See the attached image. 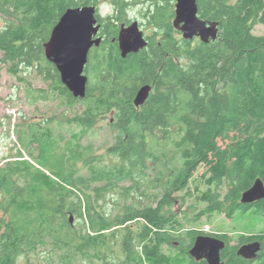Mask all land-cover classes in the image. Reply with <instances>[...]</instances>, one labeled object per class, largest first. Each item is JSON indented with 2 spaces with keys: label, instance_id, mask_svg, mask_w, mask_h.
<instances>
[{
  "label": "trees",
  "instance_id": "trees-1",
  "mask_svg": "<svg viewBox=\"0 0 264 264\" xmlns=\"http://www.w3.org/2000/svg\"><path fill=\"white\" fill-rule=\"evenodd\" d=\"M93 3L0 0L6 22L0 52L9 72L39 70L51 80L53 95L40 89L34 101L61 94L68 107H84L69 122L88 128L110 115L115 137L106 155L79 144L87 172L71 169L73 184L61 187H50L52 179L46 187L48 177L35 176L37 187H22L25 198L16 207L9 192H23L6 176L22 166L1 172L0 186L14 209L0 218V264H19L38 251L44 264H172L164 246L179 241L190 256L201 234L226 241L223 264H264V231L241 234L233 245L227 232L193 226L214 213L231 218L258 208L264 214V199L242 202L257 178L264 181V34L254 33L264 25V0H198L200 18L219 23L218 38L208 43L186 40L179 30L177 45L169 38L163 47L126 57L103 43L90 51L85 66L86 95L74 97L46 58L45 43L67 9ZM148 83L153 89L138 107L135 97ZM112 195H118V208L109 212L103 207ZM189 199L195 200L191 213L179 211ZM255 240L262 243L255 259L239 253ZM191 258L192 264H208Z\"/></svg>",
  "mask_w": 264,
  "mask_h": 264
},
{
  "label": "rangeland",
  "instance_id": "rangeland-1",
  "mask_svg": "<svg viewBox=\"0 0 264 264\" xmlns=\"http://www.w3.org/2000/svg\"><path fill=\"white\" fill-rule=\"evenodd\" d=\"M5 24V18L0 17V29ZM254 33L264 34V25H256ZM3 55L0 52V114L4 115L11 109L9 105H14V131L12 125L8 126L11 131L10 135H12L11 140L8 144L1 143L0 145L8 147L9 143H12L11 149L14 154L11 155L7 148L3 150L0 148V175L3 176L1 172L11 167V164L21 163L22 168L19 173L17 172L18 174L14 172L13 176L11 174L6 176L8 182H14L11 187H17L18 191L23 192V195L17 194L14 189L9 192L14 194L16 207L25 198L26 191H23L22 187L27 190L29 187H37L33 183L35 176L46 175L48 177L46 187L51 185L50 179L54 184L50 187H61V185L73 184L68 178L71 169L74 170V174L84 175L87 171L84 168L83 157L77 151L79 144L83 147L93 146L95 156L106 155L108 148L115 142V137L111 129L110 115L98 118L94 125L88 128L69 122V119L84 109L83 105L78 104L74 109L70 108L61 99V94L58 97H43L34 101V97L35 95L38 97L40 89L47 90L50 96L53 95L50 90L51 80L44 78L43 74L35 69L29 72L21 70L18 75H10V64L2 61ZM19 75L23 79H20ZM29 88L34 91H30ZM11 94L14 96V101H7ZM39 119H54V122L50 124L51 135L46 133L47 129L45 128L39 130V133L36 128H30V122ZM7 158L10 159L7 160ZM25 165H28L29 169ZM203 170L201 169V172ZM0 181L2 182V180ZM6 187H10V183ZM48 192L49 190L46 189V192L43 193L48 194ZM8 195L4 187L0 186V218L9 216V207L14 209V204L12 207L6 199ZM136 197L138 198V195ZM117 198L118 195L108 197V205L103 209L109 212L115 211L118 208ZM140 198L142 201H146L144 197ZM194 201V199H189L186 205H178L179 211L185 209L191 213L190 206ZM73 222L78 223V220L73 218ZM193 226L205 232H227L232 237L231 244L236 245L239 243L241 234L264 231V214L258 208L247 212H238L231 218L223 213H214L210 218L207 215L202 217L200 222ZM174 245L164 246V251L172 258V264H192V258L181 250L179 241H175ZM40 253L42 254V251L32 254L29 260L22 257L19 264H44Z\"/></svg>",
  "mask_w": 264,
  "mask_h": 264
},
{
  "label": "water",
  "instance_id": "water-1",
  "mask_svg": "<svg viewBox=\"0 0 264 264\" xmlns=\"http://www.w3.org/2000/svg\"><path fill=\"white\" fill-rule=\"evenodd\" d=\"M175 25L182 32L184 39L200 38L205 43L216 40L219 35V23L200 18L198 0H177ZM94 6L71 7L62 15L53 27L49 40L45 43L46 58L58 69L62 83L74 95L83 98L86 95L88 76L85 66L94 45L99 46L101 39H93L99 27L96 26ZM148 42L135 26L123 30L120 35V49L126 57L132 52H139ZM152 86H141L135 105L141 106L148 99ZM264 199V181L257 178L254 185L242 195L243 203H254ZM73 223V216H71ZM227 243L217 236L201 234L197 236L189 254L196 260L205 259L208 264H223L222 250ZM262 250L258 240L240 247L239 253L248 259H255Z\"/></svg>",
  "mask_w": 264,
  "mask_h": 264
},
{
  "label": "flooded vegetation",
  "instance_id": "flooded-vegetation-1",
  "mask_svg": "<svg viewBox=\"0 0 264 264\" xmlns=\"http://www.w3.org/2000/svg\"><path fill=\"white\" fill-rule=\"evenodd\" d=\"M176 5L177 0H94L91 6L96 8V26L99 27V30L93 39H101V43L99 46L94 45L92 49L101 48L103 43H107L109 47L117 46L120 49L121 32L132 26H135V28L143 33L148 42L146 47H163L169 38H171L170 44L172 46L177 45L179 29L174 22L176 18ZM196 39L200 38L197 37ZM136 53L138 52H132L128 55ZM9 74L14 75V73ZM150 85L152 86V84ZM8 100L14 101V96L11 94L10 99L7 98ZM9 107L11 108L10 111H7L4 115L0 114V144H8L11 140L12 135H10L11 131L8 129V126L12 125L11 127L14 131V105L10 104ZM52 122H54V119L35 120L30 122V128H36L38 133L39 130L45 128L47 129L46 133L51 135L50 124ZM111 122L113 123V119H111ZM12 146L13 144L9 143L8 147L0 145V148L2 150L5 148L9 149L11 153H7L12 155L14 154L13 149H11ZM12 166L16 169V166L21 165L14 163L11 164ZM5 170H8V168Z\"/></svg>",
  "mask_w": 264,
  "mask_h": 264
}]
</instances>
